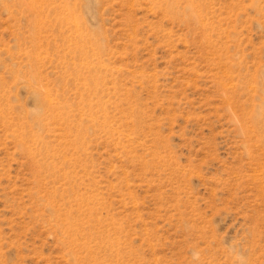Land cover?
<instances>
[{"label":"rangeland","instance_id":"rangeland-1","mask_svg":"<svg viewBox=\"0 0 264 264\" xmlns=\"http://www.w3.org/2000/svg\"><path fill=\"white\" fill-rule=\"evenodd\" d=\"M0 264H264V0H0Z\"/></svg>","mask_w":264,"mask_h":264},{"label":"bare ground","instance_id":"bare-ground-1","mask_svg":"<svg viewBox=\"0 0 264 264\" xmlns=\"http://www.w3.org/2000/svg\"><path fill=\"white\" fill-rule=\"evenodd\" d=\"M166 2H167V0H166ZM168 5L172 7L174 4H173V3H170V2L168 1ZM261 108H263V106H262V107H260V110H259V112H261V113H259V114H258V116H259V117H261V115H262V112H263ZM254 122H255V125H256V126H258V125L261 123V122H260V121H258V120H255ZM67 219H68V220H69V219H71V216H70V217H68ZM69 222H70V221H69ZM70 223H71V222H70ZM70 225H71V224H70ZM73 228H74V227H73ZM74 230H75V229H74Z\"/></svg>","mask_w":264,"mask_h":264}]
</instances>
